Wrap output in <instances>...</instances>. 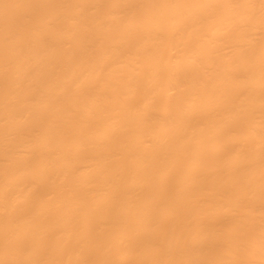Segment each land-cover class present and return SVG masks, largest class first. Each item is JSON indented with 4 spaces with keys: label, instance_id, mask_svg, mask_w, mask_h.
<instances>
[{
    "label": "bare ground",
    "instance_id": "obj_1",
    "mask_svg": "<svg viewBox=\"0 0 264 264\" xmlns=\"http://www.w3.org/2000/svg\"><path fill=\"white\" fill-rule=\"evenodd\" d=\"M0 264H264V0H0Z\"/></svg>",
    "mask_w": 264,
    "mask_h": 264
}]
</instances>
